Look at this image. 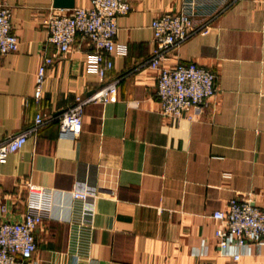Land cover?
Returning a JSON list of instances; mask_svg holds the SVG:
<instances>
[{"label":"crops","instance_id":"crops-1","mask_svg":"<svg viewBox=\"0 0 264 264\" xmlns=\"http://www.w3.org/2000/svg\"><path fill=\"white\" fill-rule=\"evenodd\" d=\"M128 1L101 78L88 70L86 40L64 55L47 43L41 20L54 0H0L19 41L0 61V142L37 114L56 115L120 80L116 102L85 104L78 138L60 137L57 121L48 122L0 165V219L21 218L31 183L51 190L53 205L26 264H264V245L239 249L237 263L222 254L212 218L234 197L264 207V0ZM168 11L207 26L163 64L194 62L217 75L214 96L177 119L159 113V71L146 65L152 21ZM45 55L54 63L36 100ZM74 190L93 202L72 198Z\"/></svg>","mask_w":264,"mask_h":264},{"label":"built area","instance_id":"built-area-1","mask_svg":"<svg viewBox=\"0 0 264 264\" xmlns=\"http://www.w3.org/2000/svg\"><path fill=\"white\" fill-rule=\"evenodd\" d=\"M128 0H90L88 7H74L68 12L51 8L41 20L47 32L46 41L60 55L70 51L77 38L89 42L94 52L88 60V70L101 78L112 69L110 55L115 50L118 19L130 11ZM12 11L0 3V61L17 51L19 41L13 32ZM206 24L195 27L191 16L184 11L160 14L151 24L153 51L146 65L157 69V98L159 113L177 119L191 109L201 107L217 92V75L194 62H178L165 66L163 62L180 44L204 30ZM54 63L45 55L37 70L34 97L39 100L47 67ZM119 79L103 83L85 98H77L73 105L56 115L37 114L34 123L0 142V165L9 155L19 151L30 136L37 134L44 124L57 121L60 137L76 139L82 133V116L88 102L107 104L117 101ZM26 208L19 220L0 219V264H26L37 248L35 229L52 210V191L28 183ZM71 197L84 205L94 200L87 192L74 190ZM4 211V208H2ZM212 218L221 226L214 232L218 250L230 255L235 263L240 259L239 249L264 245V207L254 204L252 198H231L225 210H216Z\"/></svg>","mask_w":264,"mask_h":264},{"label":"water","instance_id":"water-1","mask_svg":"<svg viewBox=\"0 0 264 264\" xmlns=\"http://www.w3.org/2000/svg\"><path fill=\"white\" fill-rule=\"evenodd\" d=\"M74 7V0H54L53 2V8L56 9H73Z\"/></svg>","mask_w":264,"mask_h":264}]
</instances>
